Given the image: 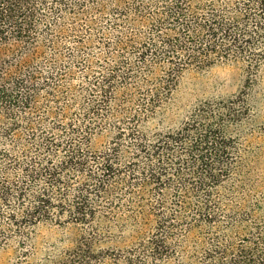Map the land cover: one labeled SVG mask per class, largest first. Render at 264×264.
<instances>
[{
  "label": "trees",
  "instance_id": "16d2710c",
  "mask_svg": "<svg viewBox=\"0 0 264 264\" xmlns=\"http://www.w3.org/2000/svg\"><path fill=\"white\" fill-rule=\"evenodd\" d=\"M233 63L181 108L186 70ZM263 72L264 0H0V252L264 264Z\"/></svg>",
  "mask_w": 264,
  "mask_h": 264
},
{
  "label": "rangeland",
  "instance_id": "374dc122",
  "mask_svg": "<svg viewBox=\"0 0 264 264\" xmlns=\"http://www.w3.org/2000/svg\"><path fill=\"white\" fill-rule=\"evenodd\" d=\"M242 82L243 72L240 64L214 65L202 72L189 69L180 78L176 101L184 110L199 99L227 96L235 92ZM36 234L40 245L56 242L58 246L63 247L69 244L68 229L41 226ZM11 256L10 251L0 252V264H9Z\"/></svg>",
  "mask_w": 264,
  "mask_h": 264
}]
</instances>
